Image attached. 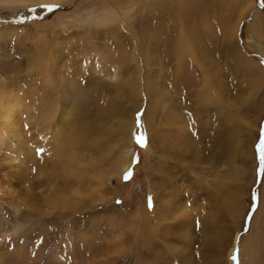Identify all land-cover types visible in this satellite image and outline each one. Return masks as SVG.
Returning <instances> with one entry per match:
<instances>
[{"label":"rangeland","instance_id":"rangeland-1","mask_svg":"<svg viewBox=\"0 0 264 264\" xmlns=\"http://www.w3.org/2000/svg\"><path fill=\"white\" fill-rule=\"evenodd\" d=\"M98 1L118 20L93 24ZM161 4L173 14L181 8L211 78L222 80L218 107L193 98L202 82L191 60L180 62L182 90L175 85L180 60L167 62L157 40L166 27ZM2 8L0 103L17 102L25 120L37 111L47 122L48 110L51 121L64 120L52 150L0 145V264H264V0ZM218 22L229 29L230 65L206 36ZM27 128L33 138V124ZM143 211L159 222L144 243ZM209 236L220 238L212 248Z\"/></svg>","mask_w":264,"mask_h":264},{"label":"bare ground","instance_id":"bare-ground-1","mask_svg":"<svg viewBox=\"0 0 264 264\" xmlns=\"http://www.w3.org/2000/svg\"><path fill=\"white\" fill-rule=\"evenodd\" d=\"M31 0H0V13H2L3 8L2 5L4 4H13V3H27ZM38 3H45V4H58V3H62L65 0H36ZM112 1V0H111ZM115 1V0H113ZM133 1V0H132ZM121 2V1H120ZM136 2V1H135ZM227 3V2H226ZM123 4V3H121ZM229 4V3H228ZM130 5V4H129ZM100 6H101V10H102V15L99 14V16H96V18L93 19V24L95 25H102V24H106L107 20H109L110 22L117 21L118 17L116 16L115 10L111 9L110 7L105 6L104 4L102 5L100 3V1H98L95 10L100 13ZM109 6V5H108ZM121 5H119L120 7ZM123 6V5H122ZM183 6V5H182ZM229 6V5H227ZM115 7V6H114ZM162 7V13H163V17L165 18L166 22V27L164 25V27L161 29V33H160V40H158L159 44L161 46H163L166 51V59L167 62L169 60H171V57H176V59L179 61V63H176L173 67H176V76H178V81L177 83H175V85H177V87L179 86V90H182V82L184 79H182L183 76V71L182 70V66L183 63H180L183 61V59H188L189 61L191 60L193 65L195 66L194 68L198 69V76L201 78V89L196 93L195 96L193 97L197 102L198 105H201L202 108L203 107H207L208 105H215L218 107V105L223 102V96L222 93L220 91V89L222 88V80L216 79L215 78H211L210 74H209V70H208V66H206V64L204 63V60L202 61L199 55V50L196 46V38L194 36H191L189 31H187V20L184 16V14L179 13L181 8H179L180 10H178V12L174 13L172 11L169 10V6H167V10L164 9L165 6H163V4L160 5V8ZM116 9V8H115ZM132 9V8H131ZM164 9V10H163ZM124 12H121L122 15L126 18L129 19V14L131 13L132 10H130L129 7L127 8H123ZM196 13V10H194ZM95 13V12H94ZM161 13V15H162ZM132 16V15H131ZM164 20V21H165ZM184 21V22H183ZM148 24V23H147ZM132 25V24H130ZM216 25V24H215ZM133 26V25H132ZM149 27V26H148ZM151 27V26H150ZM214 31L213 29L210 30V32H208L206 34L207 38L209 39V41L215 40L214 42L217 43L218 45V52H220L222 54V52H224L223 54L226 56H224L225 62L226 64L230 65L231 62V49L229 48L230 46V40H229V29L227 28V26H225V23L223 22H218V24L216 26H214ZM150 29V28H149ZM143 30V29H141ZM134 33V32H133ZM1 34V33H0ZM9 34V32H8ZM197 36L198 33H196ZM196 36V37H197ZM2 37V36H1ZM201 37V36H200ZM156 41V43H158ZM134 49L135 50H139L140 47V41H138L136 38H134ZM43 45V44H41ZM45 45V44H44ZM150 46V45H149ZM159 47V45H158ZM157 47V48H158ZM43 49V48H42ZM162 49V48H160ZM214 49V48H213ZM41 50V49H40ZM153 50V49H152ZM159 51V50H158ZM157 51V52H158ZM42 52V51H41ZM45 52V51H44ZM48 52V51H47ZM135 52V51H134ZM139 52V51H138ZM154 52V51H153ZM217 53V51H215ZM137 53V52H136ZM45 54V53H44ZM154 54V53H153ZM152 54V55H153ZM120 55V54H119ZM150 55V54H149ZM148 56V55H147ZM155 56V55H154ZM162 56H164L162 54ZM236 56L238 57V61L241 62L242 58H240V55L238 53H236ZM118 57V56H117ZM222 57V56H221ZM48 58V57H47ZM143 58V55H142ZM147 59V61H149V59L147 57H145ZM156 58V57H155ZM164 58V57H163ZM40 58L38 57V60ZM175 59V60H176ZM223 59V58H222ZM52 60V59H51ZM155 60V59H154ZM50 61V60H49ZM130 61V60H129ZM174 61V59H173ZM187 61V60H186ZM42 62V61H41ZM175 63V62H173ZM172 63V64H173ZM211 63V62H210ZM45 64V63H44ZM180 64V66H179ZM149 66H151L149 64ZM153 66V65H152ZM142 67V66H141ZM215 69V68H214ZM213 70V69H211ZM197 71V70H196ZM219 71V70H218ZM221 72V71H220ZM229 72V71H228ZM212 73V72H210ZM214 73V72H213ZM212 73V74H213ZM48 74V73H47ZM46 74V75H47ZM50 75V74H49ZM50 77V76H49ZM198 77V78H199ZM221 77V76H220ZM126 79V78H125ZM149 79V78H147ZM174 79L175 76H174ZM222 79V77H221ZM50 80V79H49ZM174 81V80H173ZM149 82V81H148ZM176 82V80H175ZM127 83V81H126ZM147 83V82H146ZM191 83V82H190ZM123 84V83H122ZM152 84V83H151ZM171 85V84H170ZM174 85V87H175ZM62 86V85H61ZM132 86V85H131ZM160 86V85H158ZM163 86V85H161ZM188 86H186L187 89ZM190 88V85H189ZM67 89V88H66ZM158 89V88H157ZM161 89V88H160ZM159 89V90H160ZM51 90V89H50ZM129 90V89H128ZM178 90V91H179ZM189 90V89H187ZM63 93V92H62ZM135 94V93H134ZM56 96V95H55ZM1 98L5 99L3 97V95H0V101L2 100ZM65 99V98H64ZM37 102V101H36ZM43 102V101H42ZM54 103V102H53ZM52 104V103H51ZM56 104V102H55ZM62 104V103H61ZM53 105V104H52ZM58 105V104H57ZM62 106V105H61ZM47 107V106H46ZM54 107V106H53ZM63 108V107H62ZM36 109V108H35ZM52 109V108H51ZM64 109V108H63ZM204 109V108H203ZM44 111V110H43ZM55 111V110H54ZM53 111V112H54ZM60 111V110H59ZM198 108L195 109L194 113H201ZM207 111H209L207 109ZM219 113V110H217ZM66 112V110H65ZM20 113V109L18 107V103L17 102H13V103H9V104H4V103H0V121H1V125H0V145H4L6 143H9L10 141L13 142V144L15 145V147L18 148L19 151L21 150H34L35 148L37 150H43V151H49L54 149V145L56 144V140L54 138V135H56L57 131L60 129L62 121L64 120L62 117H64V115L61 114L60 118L55 122L51 121L52 118L54 117L53 113L51 114L50 110H48V113L46 114V116H48L49 120L46 121H42V119L40 120L37 116H38V112L35 111L32 115H28V113L26 115H28V118L25 120V118H23L22 115H19ZM204 113V111H203ZM43 114V113H42ZM59 114V113H58ZM57 114V115H58ZM194 114V115H195ZM225 114V113H224ZM19 115V116H18ZM18 116V117H17ZM66 116V114H65ZM200 116V115H199ZM123 121H121V124L119 127H121L122 131L124 132V137H125V151H123L124 153V158L125 160H130V155H131V147H130V131H131V123L129 122V120L127 121L126 116H123ZM22 122H24L25 124H23ZM33 124V128H35V130L37 131L35 135H33V138L30 134V131L28 130L27 127H29V125ZM185 128V127H184ZM63 130V129H62ZM120 130V129H119ZM60 131V130H59ZM152 133V132H151ZM149 134V133H148ZM47 135H49L48 137H46ZM150 135V134H149ZM217 138V137H215ZM60 139V138H59ZM123 140V141H124ZM151 140L155 141V145H157L156 143H158L159 141L155 140V135L151 136ZM217 140V139H215ZM215 140H211V144L214 142ZM126 143L127 144L126 146ZM153 143V142H152ZM161 145V144H160ZM5 146V145H4ZM122 146V145H121ZM124 146V145H123ZM159 146V145H158ZM123 149V148H122ZM54 152V151H53ZM122 154V153H121ZM211 158L214 159L213 153H211ZM163 157V156H162ZM207 160L209 158H206ZM123 161V160H122ZM128 163V162H127ZM20 167V166H19ZM129 167V163L126 164L125 166H123V171H126ZM21 168V167H20ZM21 171V170H20ZM162 174V173H161ZM158 176V180L162 183H164L162 176ZM164 176V175H163ZM165 178V177H164ZM153 179H155L153 177ZM76 184V183H75ZM65 200V199H64ZM64 202V201H63ZM137 218L138 213L136 214ZM158 218H155V220H157ZM140 220H142V224L139 227V238L140 240L142 239L141 237L144 236V238L141 240L142 243L143 240L147 239L145 234L147 235V232L149 231L151 234H153L152 232H155L157 229L158 225V221H155L154 224H152V218H149L148 213L146 211H143L140 214ZM6 225L0 223V233L1 232H7L4 227ZM143 229H142V228ZM7 228V227H6ZM146 228H147V232H146ZM15 229V228H14ZM14 231V230H13ZM16 231V230H15ZM207 231V229H206ZM223 231V230H222ZM211 236V235H210ZM209 236V237H210ZM221 237V236H220ZM218 239L220 240V238H213L210 237L207 241V244L209 246V248L214 247V245L216 243H218ZM141 241L139 242V246L141 245ZM142 246V245H141ZM207 246V247H208ZM234 248V246H233ZM232 248V249H233ZM231 249V251H232ZM230 251V252H231ZM247 255V254H246ZM252 259H254V255L253 252H251L250 255V259L247 260V262H250ZM255 261V260H254ZM253 262H251L250 264H252ZM248 264V263H247Z\"/></svg>","mask_w":264,"mask_h":264},{"label":"snow or ice","instance_id":"snow-or-ice-1","mask_svg":"<svg viewBox=\"0 0 264 264\" xmlns=\"http://www.w3.org/2000/svg\"><path fill=\"white\" fill-rule=\"evenodd\" d=\"M45 7H48V6H45ZM138 143H143V137L141 136L138 141ZM261 146L264 147V138H262L261 140ZM262 159H264V156L261 157ZM125 179H128V174L125 175Z\"/></svg>","mask_w":264,"mask_h":264}]
</instances>
